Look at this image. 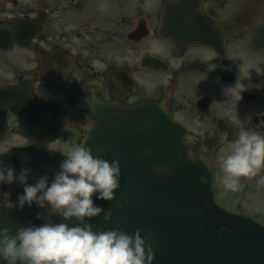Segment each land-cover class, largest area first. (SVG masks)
Returning a JSON list of instances; mask_svg holds the SVG:
<instances>
[{
	"label": "flooded vegetation",
	"instance_id": "1",
	"mask_svg": "<svg viewBox=\"0 0 264 264\" xmlns=\"http://www.w3.org/2000/svg\"><path fill=\"white\" fill-rule=\"evenodd\" d=\"M0 15L46 21L31 49L0 48V88L39 72L32 95L47 112L48 130L9 113V137L0 140V162L17 172L30 168L29 183L54 177L100 100L130 108L159 101L170 88L174 118L197 136L216 122L264 132L257 127L264 119L257 115L264 114V23L255 22L264 19V0H0ZM237 79L247 90L235 107L222 88ZM24 130L38 136V158ZM14 184L0 185V201L4 194L17 199Z\"/></svg>",
	"mask_w": 264,
	"mask_h": 264
},
{
	"label": "water",
	"instance_id": "2",
	"mask_svg": "<svg viewBox=\"0 0 264 264\" xmlns=\"http://www.w3.org/2000/svg\"><path fill=\"white\" fill-rule=\"evenodd\" d=\"M16 26L30 38L31 28L25 22ZM5 27L0 30V43L6 42ZM118 113L115 127L104 132L92 128L84 143L95 156L119 159L122 170L114 201L94 197L97 205L113 214L111 222L103 216L89 221L94 230L116 227L150 233L153 264H264V226L215 202L210 163L219 142L197 139V150L201 144L208 147L207 164L199 159L193 162L181 143L190 134L172 121L164 104L138 107L130 112L131 118L126 112ZM25 208L28 213L29 206ZM35 213L33 209L24 224L6 227L42 224ZM50 220L63 222L58 214Z\"/></svg>",
	"mask_w": 264,
	"mask_h": 264
},
{
	"label": "clouds",
	"instance_id": "3",
	"mask_svg": "<svg viewBox=\"0 0 264 264\" xmlns=\"http://www.w3.org/2000/svg\"><path fill=\"white\" fill-rule=\"evenodd\" d=\"M256 24L264 23L258 18ZM218 65L208 63V71H215ZM168 83L167 79L164 81ZM247 85L237 81L222 88L227 101L235 107L242 101V93ZM264 116V114L257 113ZM252 124L251 116L248 117ZM89 119L86 127H94ZM264 126V119L257 127ZM220 144H230L231 151L222 157L224 175L221 182L225 188L236 191L241 178L258 177V187L264 186V132L256 128L244 127L234 139L226 131L215 129L210 133ZM197 138L185 135L181 143L187 149V157L195 162L199 159L205 165L208 147L201 144L197 150ZM59 170L49 180L41 175L34 183L28 179L31 169L22 167L19 172L14 167L0 162V185L19 183L24 186L18 198L20 208L25 205L50 210L63 218V222H45L40 225L0 227V264H153L155 254L151 244V234L134 233L120 228L94 230L89 222L103 216L105 222L112 221V211L94 202L114 201L121 184V163L119 159L95 156L91 148L83 144L73 147L64 154ZM201 182L205 178L201 177ZM0 201V207L14 208L16 205L8 194ZM75 221V223H70Z\"/></svg>",
	"mask_w": 264,
	"mask_h": 264
},
{
	"label": "rangeland",
	"instance_id": "4",
	"mask_svg": "<svg viewBox=\"0 0 264 264\" xmlns=\"http://www.w3.org/2000/svg\"><path fill=\"white\" fill-rule=\"evenodd\" d=\"M219 169L220 171H219L218 180H217L218 197L223 202H226L232 205L235 209H237L238 205H240L243 208V209H240L241 211H243V213L251 214V216H253L256 219L259 218L261 220H264V215H261V214H264V186L262 187L257 186L256 180L258 177H253L250 179L249 178L241 179V182H242L241 185L251 182L249 184L254 185V187H252L253 188L252 190H248V189L245 190L244 188L241 190V188H239L236 191H232V190L225 188L224 185L222 184L221 177L224 175V173L222 171L221 166L219 167ZM233 192H236V193H233ZM218 197L216 198L218 203L223 206V204L221 203ZM246 202L248 205L243 206V204H245ZM258 209H261L262 211L261 214L256 213Z\"/></svg>",
	"mask_w": 264,
	"mask_h": 264
}]
</instances>
